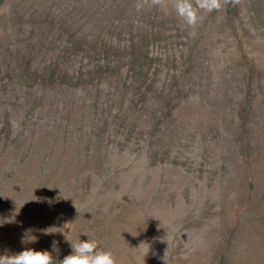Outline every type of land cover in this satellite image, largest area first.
Returning <instances> with one entry per match:
<instances>
[{"label": "rangeland", "instance_id": "374dc122", "mask_svg": "<svg viewBox=\"0 0 264 264\" xmlns=\"http://www.w3.org/2000/svg\"><path fill=\"white\" fill-rule=\"evenodd\" d=\"M135 3L0 0V255L264 264V0Z\"/></svg>", "mask_w": 264, "mask_h": 264}, {"label": "clouds", "instance_id": "9594fccd", "mask_svg": "<svg viewBox=\"0 0 264 264\" xmlns=\"http://www.w3.org/2000/svg\"><path fill=\"white\" fill-rule=\"evenodd\" d=\"M225 2L226 0H136L134 7L137 13L145 9H158L164 15L174 13L179 21L190 28H195L201 12L211 13L220 10ZM70 243L71 254L66 255L59 264H119L115 253L111 249L101 247L95 239L88 238L85 241L78 239L77 242ZM52 248L57 249L56 241L52 242ZM0 264H56V261L47 250L26 248L15 254L0 255Z\"/></svg>", "mask_w": 264, "mask_h": 264}]
</instances>
